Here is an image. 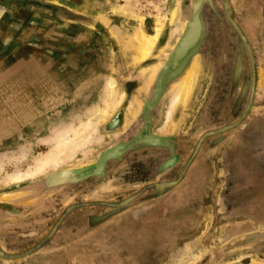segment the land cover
Instances as JSON below:
<instances>
[{"label": "rangeland", "instance_id": "374dc122", "mask_svg": "<svg viewBox=\"0 0 264 264\" xmlns=\"http://www.w3.org/2000/svg\"><path fill=\"white\" fill-rule=\"evenodd\" d=\"M80 4L0 0V264H264V0Z\"/></svg>", "mask_w": 264, "mask_h": 264}, {"label": "bare ground", "instance_id": "6f19581e", "mask_svg": "<svg viewBox=\"0 0 264 264\" xmlns=\"http://www.w3.org/2000/svg\"><path fill=\"white\" fill-rule=\"evenodd\" d=\"M127 1V0H126ZM201 1L202 0H192V5H191V18H190V20L189 21H187V33H186V35H185V38L183 39V42H182V44H181V47L180 48H178L177 49V52H176V54L178 55V53L181 51V49L183 48V47H185L186 45H188V44H192V43H194L197 39H198V37H199V35H200V26H201V24H200V19H199V12H200V7H201ZM91 2H92V0H81V4H80V8H85V7H87L88 5H90L91 4ZM125 2V1H124ZM112 8H114V7H112ZM104 9V8H103ZM105 11H106V13L107 14H109L108 12H107V10L106 9H104ZM109 10V9H108ZM112 11V10H111ZM101 18V23H102V25H104L106 28H107V31H108V33L110 34V36L111 37H115L116 35H113V32L111 31V27H109V24L111 23V19H112V17L111 16H108V15H106V16H101L100 17ZM126 18V15H123L122 13L120 14V15H117V16H115L114 17V19H119V22L121 23V24H124L125 25V19ZM162 27H163V22H162V20L161 19H157V21H156V25H155V27H154V30H153V33L152 34H149V33H146V32H144L138 25H136L135 27H133V29H132V39H131V42H130V44H132V47H133V49L134 50H136L137 52H138V57L139 58H141V59H143V58H145L146 57V55H148V53L150 52V50L155 46V44H156V42H157V39H158V37H159V35H160V33H161V31H162ZM104 29V28H103ZM113 30V29H112ZM116 31V30H115ZM184 36V35H183ZM116 40V39H115ZM118 41V40H117ZM106 46L108 45V43H109V41L108 40H106ZM117 43V42H116ZM119 44V43H118ZM129 46V45H128ZM127 48H129V47H127ZM162 49V48H161ZM176 49V48H175ZM126 50H128V49H126ZM126 50H123L122 52L125 54V52H126ZM111 53V52H110ZM113 53H114V51H113ZM112 53V54H113ZM111 54V55H112ZM106 92V91H105ZM103 93V91H102V94L104 95V94H106V93ZM187 93H188V89H187V87L186 86H184V87H182L181 89H180V91H179V95H181L180 97H181V99H184L185 97H186V95H187ZM88 95V94H87ZM179 95L177 96V97H179ZM102 96V95H101ZM106 97H107V95H106ZM106 97H105V99H106ZM99 98V97H98ZM101 98V97H100ZM105 99H104V101H103V98H101V101H102V103L104 104L105 103ZM178 99V98H177ZM180 99V100H181ZM112 100H114L113 102L111 101L110 102V104L112 103V106H116L118 103L117 102H119L118 101V99L116 100V99H112ZM175 100V99H174ZM173 100V101H174ZM101 101H100V103H101ZM117 103V104H116ZM97 104V103H96ZM95 104V105H96ZM109 104V105H110ZM94 105V106H95ZM106 105V104H105ZM96 106H98V104L96 105ZM95 106V107H96ZM108 106V105H107ZM97 109H98V107H96ZM96 108H91L93 111H91V109L89 110L91 113V115L92 114H94V112L97 110ZM108 108L110 109L111 107L110 106H108ZM108 108H106V106L102 109V107H101V109L100 110H102L101 112H102V117H104V116H106L107 114H108ZM114 108V107H113ZM94 109H96L95 111H94ZM88 111V110H87ZM96 112H98V110L96 111ZM87 114V113H86ZM95 114H97V113H95ZM88 115H89V113H88ZM99 115V114H98ZM98 115H96V117L98 116ZM101 115V114H100ZM90 116V115H89ZM93 116V115H92ZM95 116V115H94ZM98 118H99V116H98ZM101 118V117H100ZM89 119H91L90 117H89ZM102 119V118H101ZM104 119V118H103ZM83 121V120H82ZM89 121V120H88ZM84 122V123H81L79 126H80V129L78 128V129H73L74 131V137L72 138V139H69L70 141H71V143H68V141H66V140H63L62 139V141H63V144L64 145H60L61 146V149L59 148V146H58V153H57V155H55V153H54V155H52V154H49L48 156H46L44 159H42V160H40V162H39V164L38 165H36V166H34V170H28L26 173H24V174H22V173H18L17 175H15V176H13L12 177V180H20V179H22V178H25V177H27V176H32L33 174H36V172L37 171H39V169H41V168H45L47 165H49V166H51V165H54L55 163H56V159L58 158V162H59V159L61 160V159H63V156L62 157H60L59 155H60V153L62 152L63 153V151H72V149H74V148H77V145L78 146H80L79 145V142H80V144L83 142L82 141V138L83 137H80L81 135H79V133H82L81 131L83 130V129H81L82 127H85V126H88V125H90L89 126V128H91L92 126H91V124L92 123H89V122ZM95 125V124H94ZM78 126V127H79ZM88 128V129H89ZM93 128H95L94 126H93ZM92 129V128H91ZM94 130H92V132H93ZM83 132H84V130H83ZM111 133V132H110ZM116 133V132H115ZM58 134V133H57ZM64 134V133H63ZM88 132L86 133V137L88 136ZM77 135H79V136H77ZM85 135V133H83V135L82 136H84ZM77 136V138L75 139V137ZM85 137V136H84ZM86 140V139H85ZM82 141V142H81ZM66 142V143H65ZM59 143V142H58ZM57 144V143H56ZM76 146V147H75ZM72 148V149H71ZM126 148V147H125ZM71 149V150H70ZM112 149V148H111ZM74 151V150H73ZM113 151V150H112ZM109 153H110V151H109ZM116 153V152H115ZM122 153V152H121ZM61 155H63V154H61ZM78 159V158H77ZM76 159V160H77ZM99 161V160H98ZM57 162V163H58ZM34 163V162H33ZM54 163V164H53ZM51 164V165H50ZM33 166V165H32ZM76 166V165H75ZM74 166V167H75ZM29 169V168H28ZM66 169V168H65ZM70 169V168H69ZM27 170V169H26ZM44 171V170H43ZM72 171V170H71ZM40 173V172H39ZM68 180V179H67ZM10 181H11V179H10Z\"/></svg>", "mask_w": 264, "mask_h": 264}, {"label": "water", "instance_id": "95a60500", "mask_svg": "<svg viewBox=\"0 0 264 264\" xmlns=\"http://www.w3.org/2000/svg\"><path fill=\"white\" fill-rule=\"evenodd\" d=\"M201 2H202V1H201ZM200 29H201V27H200ZM186 33H187V30H186L184 36L181 38L180 42L178 43L176 49L174 50V55H173V59H172V66H173V67L178 63L179 60H181V59L183 58V56L186 54V52L188 51V49L191 48L192 46H194V44H195L196 41H197V40H196L194 43H192V44H188V45H186L185 47H183V48L181 49V51L178 53V55H177V54H176L177 49L181 47V44H182V42H183V39L185 38Z\"/></svg>", "mask_w": 264, "mask_h": 264}, {"label": "flooded vegetation", "instance_id": "af4514ba", "mask_svg": "<svg viewBox=\"0 0 264 264\" xmlns=\"http://www.w3.org/2000/svg\"><path fill=\"white\" fill-rule=\"evenodd\" d=\"M201 4H202V2H201ZM201 7H202V5H201ZM201 7H200V12H201ZM200 12H199V19H200V21H199V22H200V24H201V26H200V27H201V29H200V35H199V37H198L197 41L199 40V38L201 37V34H202V22H201V18H200ZM197 41H196V43H197ZM196 43H195V44H196ZM195 44H194V45H195Z\"/></svg>", "mask_w": 264, "mask_h": 264}]
</instances>
